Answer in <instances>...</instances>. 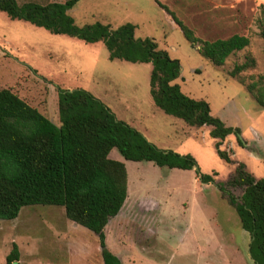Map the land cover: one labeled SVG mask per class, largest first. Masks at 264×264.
I'll return each mask as SVG.
<instances>
[{"label": "rangeland", "instance_id": "374dc122", "mask_svg": "<svg viewBox=\"0 0 264 264\" xmlns=\"http://www.w3.org/2000/svg\"><path fill=\"white\" fill-rule=\"evenodd\" d=\"M27 1L64 0H15ZM157 2L201 40L235 33L246 36L248 44L214 65L197 45H189ZM66 12L78 27L132 24L134 38H149L155 49L177 60L173 82L182 93L203 99L212 116L239 130L220 142L227 163L218 156L208 125H187L154 106L149 63L109 59L101 40L53 33L0 11V89L8 88L55 124L57 89L86 90L156 148L191 156L197 172L211 178L201 182L194 169L126 160L111 149L107 156L124 164L127 196L103 228L105 248L122 264H255L249 235L219 185L237 163L255 178L264 176V108L227 74L250 53L254 67L240 74L245 82L250 75L264 77V0H77ZM226 189L239 200L242 188ZM12 244L18 264H102L95 233L66 219L61 206L26 205L15 218L0 219V264Z\"/></svg>", "mask_w": 264, "mask_h": 264}, {"label": "trees", "instance_id": "16d2710c", "mask_svg": "<svg viewBox=\"0 0 264 264\" xmlns=\"http://www.w3.org/2000/svg\"><path fill=\"white\" fill-rule=\"evenodd\" d=\"M77 0L16 3L0 0V11L12 19H21L53 33L77 37L86 42L101 40L109 59L149 63L148 92L152 103L163 113L185 124L209 126V135L220 158L230 162L220 142L237 127L226 126L212 116L206 101L193 98L173 82L179 73L176 59L155 49L149 38L133 36V25L115 28L100 23L75 26L67 10ZM180 30L190 46L214 65H221L234 51L248 44L244 35L201 40L165 5L158 3ZM263 40L264 28L260 29ZM254 67V59L245 53L235 62L228 76L243 85L256 104L264 108V77H245L240 72ZM56 124L28 105L8 88L0 89V219H13L20 207L32 204L61 206L66 219L98 238L102 264H122L104 245L103 227L122 207L126 198V170L121 161L107 155L113 148L126 160L150 161L158 167L194 169L201 182L211 181L197 172L189 155L160 150L144 136L115 119L110 110L91 93L81 88L57 89ZM236 141L240 143L236 137ZM226 186L242 188L236 201ZM219 190L233 206L239 225L249 235L248 253L255 264H264V176L255 178L237 163ZM18 251L12 244L4 264H18ZM14 261L16 263H14Z\"/></svg>", "mask_w": 264, "mask_h": 264}, {"label": "crops", "instance_id": "0c3cea01", "mask_svg": "<svg viewBox=\"0 0 264 264\" xmlns=\"http://www.w3.org/2000/svg\"><path fill=\"white\" fill-rule=\"evenodd\" d=\"M222 141H223V140H222ZM126 182H127V174H126ZM126 196H127V184H126ZM125 199H126V198H125ZM124 201H125V200H124ZM123 203H124V202H123ZM120 209H121V208H120ZM120 209H119V210H120ZM118 212H119V211H118ZM118 212H117V213H118ZM117 213H116V214H117ZM116 214H115V215H116ZM108 220H109V219H108ZM105 225H106V224H105ZM104 227H105V226H104ZM104 227H103V228H104Z\"/></svg>", "mask_w": 264, "mask_h": 264}, {"label": "flooded vegetation", "instance_id": "af4514ba", "mask_svg": "<svg viewBox=\"0 0 264 264\" xmlns=\"http://www.w3.org/2000/svg\"><path fill=\"white\" fill-rule=\"evenodd\" d=\"M230 134H232V133H230ZM238 134V133H237ZM229 135V134H228ZM224 140V139H223ZM222 194V193H221ZM226 198V197H225ZM227 200V199H226ZM229 203V202H228ZM230 204V203H229ZM231 205V204H230ZM241 227V226H240Z\"/></svg>", "mask_w": 264, "mask_h": 264}, {"label": "water", "instance_id": "95a60500", "mask_svg": "<svg viewBox=\"0 0 264 264\" xmlns=\"http://www.w3.org/2000/svg\"><path fill=\"white\" fill-rule=\"evenodd\" d=\"M14 263H16V262L14 261Z\"/></svg>", "mask_w": 264, "mask_h": 264}]
</instances>
